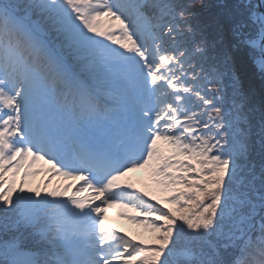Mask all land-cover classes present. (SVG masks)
<instances>
[{"label": "snow or ice", "instance_id": "1", "mask_svg": "<svg viewBox=\"0 0 264 264\" xmlns=\"http://www.w3.org/2000/svg\"><path fill=\"white\" fill-rule=\"evenodd\" d=\"M249 63L264 80V0H0V264H264ZM143 169L191 191L152 203Z\"/></svg>", "mask_w": 264, "mask_h": 264}, {"label": "rangeland", "instance_id": "2", "mask_svg": "<svg viewBox=\"0 0 264 264\" xmlns=\"http://www.w3.org/2000/svg\"><path fill=\"white\" fill-rule=\"evenodd\" d=\"M42 166H43L42 164H38L36 167L39 168ZM172 171H174V169ZM47 179L48 176L44 174H41L40 176L37 177H29V186L33 188L37 187L38 185L41 186L42 194H44L43 182L46 181ZM157 179L159 178L157 177L154 178L151 169H143L140 171L129 173L128 177L126 178L127 182L134 184L135 187L140 189L142 192H148L149 194L148 198L154 201L165 199L167 195L172 194L174 190L183 191L182 185H179L176 188L165 189V190L159 188L158 186H156ZM18 183H19V179H18ZM73 183L78 184L80 182L67 181V180H63L60 177H56L55 179H52L51 187L48 190L50 191L51 188L62 186L64 184H73ZM171 207H173V204L171 205ZM107 211H108L107 226L112 228L114 231L119 230L120 234H127L136 237V239L138 240L141 241L144 240L146 241L145 242L146 245L147 242H149V239L155 242L158 241L157 239L158 233H153L147 229L145 230L144 227H142V224L133 222L132 220L126 219L123 215H121V213L127 212L129 216H135L136 213L129 212L126 209H119V208H109Z\"/></svg>", "mask_w": 264, "mask_h": 264}, {"label": "trees", "instance_id": "3", "mask_svg": "<svg viewBox=\"0 0 264 264\" xmlns=\"http://www.w3.org/2000/svg\"><path fill=\"white\" fill-rule=\"evenodd\" d=\"M211 2L215 3V0H211ZM211 11H212V9H209L207 12L204 13V15L207 16L209 14V12H211ZM246 80H247V83H248L251 91L255 94L257 107H259L260 99H261L262 95H264V80H262L259 75H256L254 73V70L252 69L250 63H249V69H248V72L246 75ZM189 175H191V174H189ZM182 189H183V191H191L190 189L185 188L183 185H182ZM175 194H177V191L174 190L172 192V195L169 194L167 196L169 197V196H173ZM173 206H174V209L177 207V205H174V204H173ZM179 214L180 213H177V215H179ZM0 260H2V258H0Z\"/></svg>", "mask_w": 264, "mask_h": 264}]
</instances>
